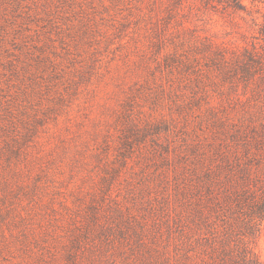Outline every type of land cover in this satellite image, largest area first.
<instances>
[{
  "label": "rangeland",
  "instance_id": "374dc122",
  "mask_svg": "<svg viewBox=\"0 0 264 264\" xmlns=\"http://www.w3.org/2000/svg\"><path fill=\"white\" fill-rule=\"evenodd\" d=\"M263 49L264 0H0V264H30L22 232L105 190L157 264H201L200 210L264 124L258 80L220 54ZM240 238L264 264V229Z\"/></svg>",
  "mask_w": 264,
  "mask_h": 264
},
{
  "label": "trees",
  "instance_id": "16d2710c",
  "mask_svg": "<svg viewBox=\"0 0 264 264\" xmlns=\"http://www.w3.org/2000/svg\"><path fill=\"white\" fill-rule=\"evenodd\" d=\"M260 55L245 51L236 59L220 54L225 76L238 74L244 83L258 80L257 95L264 107V58ZM261 128L259 136L243 144L241 156L226 158L219 212L210 205L207 215L200 210L196 225L204 229L201 239L208 242L210 253L201 264H263L240 238L264 229V124ZM108 191L97 196L88 193V199L79 197L73 207L63 205L60 217L48 227L22 232L18 241L30 264H148L150 260L157 264L156 241L144 236L149 226ZM212 213L220 214L221 225L209 219ZM237 236L239 245L232 249L230 242ZM187 260L181 248L173 263L187 264Z\"/></svg>",
  "mask_w": 264,
  "mask_h": 264
}]
</instances>
